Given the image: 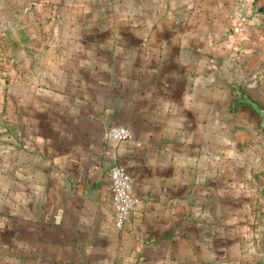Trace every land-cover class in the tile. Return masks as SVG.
Here are the masks:
<instances>
[{
	"label": "crops",
	"instance_id": "crops-1",
	"mask_svg": "<svg viewBox=\"0 0 264 264\" xmlns=\"http://www.w3.org/2000/svg\"><path fill=\"white\" fill-rule=\"evenodd\" d=\"M59 3L49 54L0 86V264H264L224 201L239 161L207 54L158 22L172 0ZM114 164L140 200L122 227Z\"/></svg>",
	"mask_w": 264,
	"mask_h": 264
},
{
	"label": "rangeland",
	"instance_id": "rangeland-1",
	"mask_svg": "<svg viewBox=\"0 0 264 264\" xmlns=\"http://www.w3.org/2000/svg\"><path fill=\"white\" fill-rule=\"evenodd\" d=\"M59 4L0 0V86L7 85L9 71L32 73L49 54ZM158 7L159 23L180 30L207 54L208 93L223 107L224 155L239 161V184H227L224 201L240 219L245 244L248 235L249 245L263 250L264 0H172L169 14L163 3Z\"/></svg>",
	"mask_w": 264,
	"mask_h": 264
},
{
	"label": "built area",
	"instance_id": "built-area-1",
	"mask_svg": "<svg viewBox=\"0 0 264 264\" xmlns=\"http://www.w3.org/2000/svg\"><path fill=\"white\" fill-rule=\"evenodd\" d=\"M104 137L113 140H126L132 137L127 125H110L104 130ZM112 202L115 207L116 224L122 227L129 214L139 206V198L134 194V178L122 164H114L109 169Z\"/></svg>",
	"mask_w": 264,
	"mask_h": 264
},
{
	"label": "water",
	"instance_id": "water-1",
	"mask_svg": "<svg viewBox=\"0 0 264 264\" xmlns=\"http://www.w3.org/2000/svg\"><path fill=\"white\" fill-rule=\"evenodd\" d=\"M262 113L264 114V111H262Z\"/></svg>",
	"mask_w": 264,
	"mask_h": 264
}]
</instances>
